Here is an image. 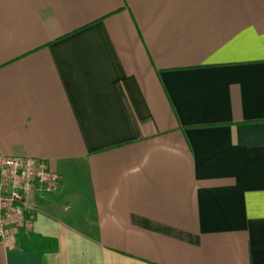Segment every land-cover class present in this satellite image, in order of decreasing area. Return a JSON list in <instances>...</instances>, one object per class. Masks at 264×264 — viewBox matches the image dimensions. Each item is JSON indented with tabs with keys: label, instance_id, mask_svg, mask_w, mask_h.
<instances>
[{
	"label": "crops",
	"instance_id": "crops-1",
	"mask_svg": "<svg viewBox=\"0 0 264 264\" xmlns=\"http://www.w3.org/2000/svg\"><path fill=\"white\" fill-rule=\"evenodd\" d=\"M60 178L0 264H264V0H0V163Z\"/></svg>",
	"mask_w": 264,
	"mask_h": 264
},
{
	"label": "built area",
	"instance_id": "built-area-1",
	"mask_svg": "<svg viewBox=\"0 0 264 264\" xmlns=\"http://www.w3.org/2000/svg\"><path fill=\"white\" fill-rule=\"evenodd\" d=\"M60 182L57 174L34 158H7L0 163V244L17 230H29V198L33 191L48 193ZM28 216V217H27Z\"/></svg>",
	"mask_w": 264,
	"mask_h": 264
},
{
	"label": "trees",
	"instance_id": "trees-1",
	"mask_svg": "<svg viewBox=\"0 0 264 264\" xmlns=\"http://www.w3.org/2000/svg\"><path fill=\"white\" fill-rule=\"evenodd\" d=\"M28 217V216H27ZM17 232H18V230H17Z\"/></svg>",
	"mask_w": 264,
	"mask_h": 264
}]
</instances>
